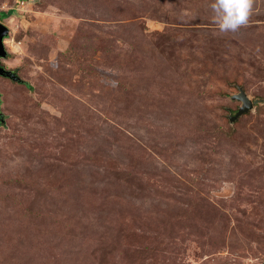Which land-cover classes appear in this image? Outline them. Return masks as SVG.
Instances as JSON below:
<instances>
[{"label":"rangeland","instance_id":"obj_1","mask_svg":"<svg viewBox=\"0 0 264 264\" xmlns=\"http://www.w3.org/2000/svg\"><path fill=\"white\" fill-rule=\"evenodd\" d=\"M209 4L0 0V264H264V0Z\"/></svg>","mask_w":264,"mask_h":264},{"label":"clouds","instance_id":"obj_2","mask_svg":"<svg viewBox=\"0 0 264 264\" xmlns=\"http://www.w3.org/2000/svg\"><path fill=\"white\" fill-rule=\"evenodd\" d=\"M209 8L219 33H235L248 24L253 0H210Z\"/></svg>","mask_w":264,"mask_h":264},{"label":"water","instance_id":"obj_3","mask_svg":"<svg viewBox=\"0 0 264 264\" xmlns=\"http://www.w3.org/2000/svg\"><path fill=\"white\" fill-rule=\"evenodd\" d=\"M7 34H8V29L2 24H0V60L5 58L7 54L4 44L2 42L3 37L6 36ZM0 77H6L14 81H20L14 73L4 69L1 66V64H0ZM231 99L239 101L241 103L240 106L238 107L237 113L234 116L229 117L231 122L235 121L239 116L243 115L244 113H247L253 108V102L242 88H239L238 92L232 95Z\"/></svg>","mask_w":264,"mask_h":264},{"label":"trees","instance_id":"obj_4","mask_svg":"<svg viewBox=\"0 0 264 264\" xmlns=\"http://www.w3.org/2000/svg\"><path fill=\"white\" fill-rule=\"evenodd\" d=\"M8 14V13H7ZM6 78V77H5ZM9 79V78H8ZM12 81V80H11ZM14 82H21V81H14ZM1 124V123H0Z\"/></svg>","mask_w":264,"mask_h":264}]
</instances>
